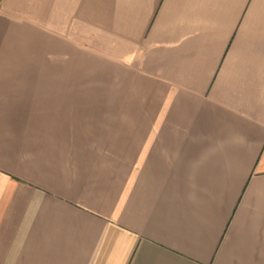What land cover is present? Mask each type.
Returning <instances> with one entry per match:
<instances>
[{
    "label": "crops",
    "instance_id": "obj_1",
    "mask_svg": "<svg viewBox=\"0 0 264 264\" xmlns=\"http://www.w3.org/2000/svg\"><path fill=\"white\" fill-rule=\"evenodd\" d=\"M0 264H264V0H0Z\"/></svg>",
    "mask_w": 264,
    "mask_h": 264
},
{
    "label": "rangeland",
    "instance_id": "obj_2",
    "mask_svg": "<svg viewBox=\"0 0 264 264\" xmlns=\"http://www.w3.org/2000/svg\"><path fill=\"white\" fill-rule=\"evenodd\" d=\"M34 53V56H43L42 50H34L32 51ZM66 72L68 73H93L99 75L100 79L102 81H99L98 86L99 89H115V90H128L129 93L131 92V104L132 105H138L140 104V97L138 96V91L140 90V87L137 85H132L130 82H124L121 80V73L115 74L112 76L108 74L107 67L106 66H68L66 67ZM109 80H104L108 79ZM100 100H106V99H100Z\"/></svg>",
    "mask_w": 264,
    "mask_h": 264
}]
</instances>
